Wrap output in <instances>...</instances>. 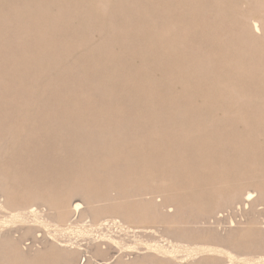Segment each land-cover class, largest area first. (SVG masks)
Returning <instances> with one entry per match:
<instances>
[{"label":"rangeland","instance_id":"374dc122","mask_svg":"<svg viewBox=\"0 0 264 264\" xmlns=\"http://www.w3.org/2000/svg\"><path fill=\"white\" fill-rule=\"evenodd\" d=\"M79 123L126 125L134 132L111 170H149L156 186L182 200L178 225L130 223L141 237L112 222L80 235L75 223L67 237L82 248L93 241L107 246L98 262L136 259L148 251L142 239L152 244L161 235L250 256L263 250L264 0H0V170L23 188L60 193L89 157L71 146ZM62 125L69 128L62 132ZM97 165L82 169L102 170ZM232 189L243 193L226 202ZM247 192L254 205L243 202ZM143 197L160 202L164 195L149 190ZM148 226L160 236L148 234ZM38 228L37 237L23 241L29 253L44 248L49 235ZM1 235L2 226L0 242ZM107 235L126 246L105 242ZM204 256L181 252L177 261L234 264L227 254L214 256L220 261Z\"/></svg>","mask_w":264,"mask_h":264},{"label":"bare ground","instance_id":"6f19581e","mask_svg":"<svg viewBox=\"0 0 264 264\" xmlns=\"http://www.w3.org/2000/svg\"><path fill=\"white\" fill-rule=\"evenodd\" d=\"M88 124L90 123H79L74 127L75 139L73 137V143L70 141L72 144L71 146L74 145V148H77L79 152H83V155L86 153V155L89 156L88 158L86 157L85 160V155L83 157L81 154L82 159L84 158L83 160L85 161L82 160V163L80 161L78 162L83 164V166L88 164L86 168H90L91 166H89V164L92 165V163L93 165L104 164V166L102 170H97L96 168V170L87 169V172L86 170H83L84 168L81 165L83 169L81 168V172L78 173L74 172L76 171L77 167L76 169L73 168L74 171L71 170V172L77 173L76 175L74 174L76 181H74V176H72L73 173L70 174L69 172L72 178L71 180L69 178L68 179L70 180V184H73H69V186H67V184H63L64 186L61 188V190L59 189L60 193L56 194L48 188L35 189L30 186L23 188V185L18 182L16 177L8 175L3 169L0 170V215H2V217L0 216V226H2L0 264H32L34 259H38L40 262L39 264H75L76 261L77 264H149L150 260L154 257L157 259L158 264H186L185 260L177 261V258L181 252H186L187 255L200 253L208 255L209 257H202V259L205 261L212 260L216 254H227L230 261L234 262V264H264V247L262 251L259 250L260 252L257 255L250 256L248 253L237 254L233 251H229V249H225L221 246H214L212 244L203 243L200 245L196 244L191 246L189 244L176 243L173 242V240L165 242V239L163 238L164 236H160V231H157L158 229L156 230V228L151 229L149 226L148 227L151 229V231L149 230L150 232L148 234H159L158 236H160V238L158 240L154 239L152 244L149 241H146L147 239L141 240V242H146L148 248L146 253H138L136 259H131L130 257L126 258L124 255L118 256L116 259H114V261L109 263H107V259H105L107 260L106 263H101L100 261L98 262V260L101 259L100 257H104L108 254V251L106 250L107 246L103 248L101 243L93 241L91 249H89V247L82 248L85 246H82L78 239L67 237V231L70 228L75 227V223H81L77 225V233L80 235H86L91 229L88 228L90 226L98 225L99 227H103L105 225H109L112 222L113 224L122 226L127 225L126 228H132V231L135 233L134 235L136 237H141L138 235L139 232L137 233L138 230H134V226H132L130 223L161 221L170 225H176L178 222L177 217L180 214V209H182L180 205L182 200L180 201L179 198H177L176 191L174 189L171 190L169 188H165L164 185L156 186V179L149 170L145 169L141 174L138 175L135 172H118L120 170L117 171L115 168L113 169L114 171L111 170V165L109 164L119 160L117 155L121 150L120 148H122L123 143L127 141V137L130 136L134 131H127L126 125H112V123L110 125L109 123V125L106 126V124L105 127H94ZM52 127H54V125H52ZM60 128L61 131H64L65 128L68 129L69 127L67 125H62ZM85 128L87 129L86 134L78 133L79 131H76L80 129L84 130ZM69 146L70 145H68V147ZM97 155H101L100 158H96ZM78 156L80 157V155H77V157ZM92 157L96 158L97 160L93 159ZM112 157H114V159ZM78 163H75V165H78ZM128 164L129 163H127V167L126 165L124 166L126 169L128 168ZM98 165L97 168L100 167ZM108 166H110V168ZM129 166H131V164H129ZM118 168L120 169V167ZM106 176L108 177L106 178ZM105 178L107 181L102 182ZM68 179L65 178L64 180ZM72 180L73 182H71ZM116 180H118L119 183H115ZM149 190L152 192L162 193L164 195L162 201L159 200L160 202H158L157 199H154L155 197L150 199H146L145 197L144 199L143 196H145L146 192ZM259 191L261 195L260 199H264V185L259 188ZM230 192L231 193H227L225 199L226 202L228 200L230 202H234L237 197H241L243 189H232ZM252 194L253 193L251 192H247V195L243 198V202L245 201L254 205L256 201L252 197ZM77 195L80 196V198L73 200L72 198ZM128 197H130V201L133 200L132 203L129 202V199L128 201L126 200ZM144 200L145 203H143ZM106 201H108V203ZM170 201L171 203L173 202L177 205L176 209L175 207L174 209H168L170 207L167 206V202ZM39 204L41 206H39ZM117 217H121L122 219H118ZM116 218L118 220H116ZM38 227L46 228L49 235L46 236L45 242L43 241L45 245L44 248H40L41 245H39L40 249H36L34 251L35 253H29L27 251L28 248L24 247L25 245H22L23 241L26 240V237L28 236L37 237L36 230ZM72 230L75 232V228ZM179 231L180 229L178 232ZM15 232H19L20 234L16 236ZM143 233L147 234L145 232ZM163 233L165 232L163 231ZM169 234L170 233H168V235ZM218 235H220V233ZM225 235L223 237H225ZM172 238H174V236ZM106 241H108L109 244H114L119 247L126 246L127 243L125 239H117L115 235H109L108 238L105 239V242ZM132 243L136 242L134 241ZM134 248L136 247L134 246ZM248 248V245L242 247L243 250H247ZM244 254L246 256L242 257ZM193 258H190V261L187 259V264L201 263V261L196 262V260H192ZM83 259L84 262L82 263ZM214 259L215 261L219 260L216 257ZM216 264L225 263L221 262Z\"/></svg>","mask_w":264,"mask_h":264}]
</instances>
